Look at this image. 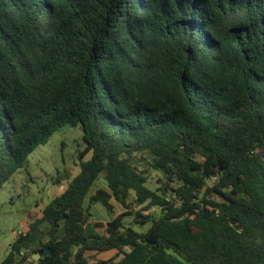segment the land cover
<instances>
[{
  "label": "trees",
  "instance_id": "obj_1",
  "mask_svg": "<svg viewBox=\"0 0 264 264\" xmlns=\"http://www.w3.org/2000/svg\"><path fill=\"white\" fill-rule=\"evenodd\" d=\"M65 125L0 264H264V0H0V187Z\"/></svg>",
  "mask_w": 264,
  "mask_h": 264
},
{
  "label": "rangeland",
  "instance_id": "obj_2",
  "mask_svg": "<svg viewBox=\"0 0 264 264\" xmlns=\"http://www.w3.org/2000/svg\"><path fill=\"white\" fill-rule=\"evenodd\" d=\"M80 126L65 125L55 131L45 143L38 145L28 156L26 164L16 170L0 187V260L8 252V247L16 232L24 228L27 221L41 214L43 206L65 188L67 181L77 173L76 148L82 145ZM145 163V161H141ZM58 179L57 183H54ZM102 178L96 179L91 191L103 185ZM155 184V183H154ZM152 184V187H154ZM150 186V183H146ZM132 195L129 199H133ZM136 208V207H135ZM116 213L123 207L114 202ZM152 207L151 211H154ZM91 221L105 223L107 216L99 203L91 206ZM155 212V211H154ZM126 226L145 230L148 225L138 227L129 216L124 218ZM114 251L94 254L95 259L115 261ZM115 257L114 259H112Z\"/></svg>",
  "mask_w": 264,
  "mask_h": 264
},
{
  "label": "water",
  "instance_id": "obj_3",
  "mask_svg": "<svg viewBox=\"0 0 264 264\" xmlns=\"http://www.w3.org/2000/svg\"><path fill=\"white\" fill-rule=\"evenodd\" d=\"M54 226H57V223L56 222H54ZM31 247H33V245L31 246ZM46 252H50L49 251V249H46ZM39 257V252H34V253H32V258L34 259V260H37V258Z\"/></svg>",
  "mask_w": 264,
  "mask_h": 264
},
{
  "label": "built area",
  "instance_id": "obj_4",
  "mask_svg": "<svg viewBox=\"0 0 264 264\" xmlns=\"http://www.w3.org/2000/svg\"><path fill=\"white\" fill-rule=\"evenodd\" d=\"M28 260H29V258H28ZM14 264V263H13Z\"/></svg>",
  "mask_w": 264,
  "mask_h": 264
}]
</instances>
